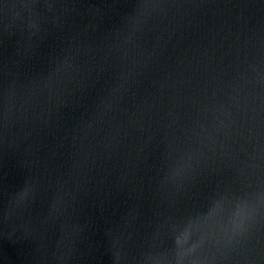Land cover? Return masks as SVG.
Listing matches in <instances>:
<instances>
[{"label": "water", "instance_id": "1", "mask_svg": "<svg viewBox=\"0 0 264 264\" xmlns=\"http://www.w3.org/2000/svg\"><path fill=\"white\" fill-rule=\"evenodd\" d=\"M0 264H264V0H0Z\"/></svg>", "mask_w": 264, "mask_h": 264}, {"label": "snow or ice", "instance_id": "2", "mask_svg": "<svg viewBox=\"0 0 264 264\" xmlns=\"http://www.w3.org/2000/svg\"><path fill=\"white\" fill-rule=\"evenodd\" d=\"M191 167V156H187L185 158H182L178 161L177 167L175 169V174L177 176H180L183 172L187 171ZM34 186L28 185L25 187L23 194L18 197V199H26L30 195H33L34 193ZM235 191V188L233 185H225L223 189H217V191L214 194V198L217 202V204L223 202L226 200L231 194H233ZM248 224L240 223L237 225H234L229 233H226L223 241L225 243L231 244L233 242L239 243L240 240H242L248 229Z\"/></svg>", "mask_w": 264, "mask_h": 264}, {"label": "clouds", "instance_id": "3", "mask_svg": "<svg viewBox=\"0 0 264 264\" xmlns=\"http://www.w3.org/2000/svg\"><path fill=\"white\" fill-rule=\"evenodd\" d=\"M260 215H261V213L258 212V213H257V218L253 221L252 224H255V223L257 222V220H258V218L260 217ZM252 224H251V225H252ZM251 225H250V226H251Z\"/></svg>", "mask_w": 264, "mask_h": 264}]
</instances>
